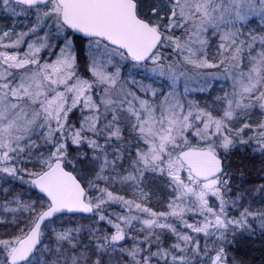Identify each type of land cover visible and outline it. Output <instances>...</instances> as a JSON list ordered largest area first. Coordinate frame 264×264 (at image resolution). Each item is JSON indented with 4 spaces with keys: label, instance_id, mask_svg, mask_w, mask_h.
Instances as JSON below:
<instances>
[{
    "label": "snow or ice",
    "instance_id": "6c2138e0",
    "mask_svg": "<svg viewBox=\"0 0 264 264\" xmlns=\"http://www.w3.org/2000/svg\"><path fill=\"white\" fill-rule=\"evenodd\" d=\"M0 264H264V0H0Z\"/></svg>",
    "mask_w": 264,
    "mask_h": 264
}]
</instances>
